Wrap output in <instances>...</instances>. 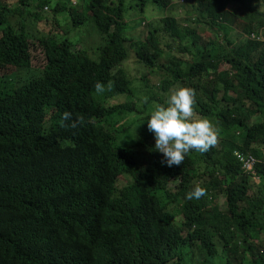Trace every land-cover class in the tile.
<instances>
[{
  "label": "trees",
  "instance_id": "16d2710c",
  "mask_svg": "<svg viewBox=\"0 0 264 264\" xmlns=\"http://www.w3.org/2000/svg\"><path fill=\"white\" fill-rule=\"evenodd\" d=\"M180 86L217 140L169 167L146 119ZM0 264H264V0H0Z\"/></svg>",
  "mask_w": 264,
  "mask_h": 264
},
{
  "label": "clouds",
  "instance_id": "9594fccd",
  "mask_svg": "<svg viewBox=\"0 0 264 264\" xmlns=\"http://www.w3.org/2000/svg\"><path fill=\"white\" fill-rule=\"evenodd\" d=\"M44 10L50 11L46 6ZM16 22L20 26L23 19L18 17ZM30 70H17L19 73H16L15 77L29 79L37 76L28 74L27 77L25 72ZM94 87L97 91L101 90L99 82ZM194 95L190 87H177L163 104L155 106L146 119L147 128L154 136V151L162 154L160 161L162 165L169 167L180 165L190 150L206 152L216 143L217 130L212 122L206 117L199 119L194 117ZM70 115L68 112L63 114L65 119H68ZM75 126L76 122L73 121L72 127ZM204 194L205 189L197 184L186 194V199H199Z\"/></svg>",
  "mask_w": 264,
  "mask_h": 264
},
{
  "label": "rangeland",
  "instance_id": "374dc122",
  "mask_svg": "<svg viewBox=\"0 0 264 264\" xmlns=\"http://www.w3.org/2000/svg\"><path fill=\"white\" fill-rule=\"evenodd\" d=\"M10 2H15L16 0H9ZM53 5V3H52ZM180 4H175V6L179 7ZM150 7L147 6L145 8V11H144V18H141L139 17V14H138V17L137 18H131V19H127L129 22H131V26L133 27H141V23L144 21V20H147V19H150L152 16H153V13L150 12ZM47 11V10H46ZM133 12V11H132ZM131 15V13H129ZM128 14V15H129ZM128 15H127V18H128ZM141 16V15H140ZM18 16L16 17V20H17ZM63 26L67 27V28H70V21L67 23L64 19H63ZM92 24L89 22L87 23L85 26H82L81 29H80V33H79V38H78V48H83V46H91V45H95V39H98V37L96 36V33H94V29L91 27ZM203 31V30H202ZM94 33V34H92ZM203 35V37L205 38H208L210 36V32L207 30V31H203L201 33ZM37 47V46H36ZM35 55V60H34V63H33V68L30 70V72H25V74L27 75L28 77V74H31V75H38V70H40V68L42 67L43 65V57H42V54L40 52V50H37L34 53H32V56ZM124 67L126 69V71L129 73L130 77L133 79V80H140L142 77L146 76L147 75V71L140 68V66L136 65L134 61H128V62H125L124 64ZM5 73L6 74H10V75H13V74H16V73H19L17 72V69L16 68H13V67H10L8 68L7 70H5ZM22 73V72H20ZM154 77H150V79H152L154 81ZM197 119H199L198 117H195ZM217 145L219 146L220 143ZM220 147V146H219ZM221 207H224V206H221Z\"/></svg>",
  "mask_w": 264,
  "mask_h": 264
},
{
  "label": "built area",
  "instance_id": "2783aa9c",
  "mask_svg": "<svg viewBox=\"0 0 264 264\" xmlns=\"http://www.w3.org/2000/svg\"><path fill=\"white\" fill-rule=\"evenodd\" d=\"M238 158L242 165V169L247 173L251 172L257 164V160L252 155H242Z\"/></svg>",
  "mask_w": 264,
  "mask_h": 264
}]
</instances>
